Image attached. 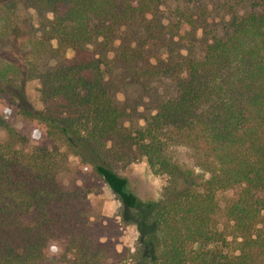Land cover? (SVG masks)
<instances>
[{"label":"trees","instance_id":"1","mask_svg":"<svg viewBox=\"0 0 264 264\" xmlns=\"http://www.w3.org/2000/svg\"><path fill=\"white\" fill-rule=\"evenodd\" d=\"M31 1L52 11L54 22L52 36L28 39L23 73L0 68V264L105 263L103 246L85 225L91 191H65L56 182L68 156L108 187L122 220L136 227L132 264H264V0L233 13L202 56L181 66L147 59L148 34L123 46L121 60L138 79L168 78L175 86L133 126L109 96L89 45L113 42L117 28L146 19L162 0ZM173 1L182 6H175L172 29L186 40L194 19L185 5L192 0ZM43 55L55 56V65L40 69ZM27 81L38 82L43 109L17 102L15 90ZM7 105L56 146L28 151V141L4 119ZM171 145L191 151L199 172L169 157ZM140 159L150 174L166 178L157 200L140 201L113 169ZM226 192H232L223 207L230 226L220 230L213 220ZM214 242L220 247L206 249ZM53 244L60 245L58 257L50 254Z\"/></svg>","mask_w":264,"mask_h":264},{"label":"rangeland","instance_id":"2","mask_svg":"<svg viewBox=\"0 0 264 264\" xmlns=\"http://www.w3.org/2000/svg\"><path fill=\"white\" fill-rule=\"evenodd\" d=\"M252 1L192 0L185 6L194 19V27L189 37L181 40L172 29V19L175 6L182 4L173 0H162L158 9L147 15L146 19L139 18L133 23L117 28L113 42L104 43L102 39H98L90 44L89 49L102 62L104 82L109 96L115 106L125 112L126 125H141L142 117L146 114L144 108H147L148 113H154L159 100L174 95L175 86L168 78L147 81L138 79L132 69L121 60L119 51L123 46L134 47L139 39L140 42L143 40V35L148 34L143 40L146 43L147 59L178 62L181 66L186 59L201 57L210 35L225 28L233 13H247ZM53 22V12L39 8L31 0L0 2V68L10 66L14 71L23 73L29 61L28 39H36L44 34L52 36ZM52 45H55L54 40ZM66 57L71 58L72 52L68 51ZM55 59V56L43 55L39 58L38 67L47 69L55 65ZM37 89L38 82L27 81L15 90V97L17 102L22 104L21 107L33 112L43 109ZM10 109L7 105L4 119L28 141V151L41 145L48 147L53 144L50 139H44L34 132L32 122L28 118ZM4 139L5 131L0 129V142ZM55 146L56 144H53V147ZM167 154L184 167L198 171L192 152L186 148L171 145ZM78 163V159L72 156L62 160L57 184L65 191H91L85 200V225L90 237L104 248L102 259L105 263L101 264H132L133 250L138 246L139 235L136 227L132 222L122 220V205L108 187L101 181L93 180L86 172L80 171ZM113 169L128 179L130 190L142 202L159 199L161 190L166 185L164 176L152 175L147 171L144 159L130 164H115ZM231 195L232 192H226L219 197L221 210L213 220L217 229L226 230V227L230 226L223 207ZM230 242V250L235 253L236 244L233 239ZM216 245L220 247V243L214 242L206 249L214 250ZM199 247L200 245H197V248ZM50 254L52 257H58L61 254L60 245L53 244Z\"/></svg>","mask_w":264,"mask_h":264}]
</instances>
